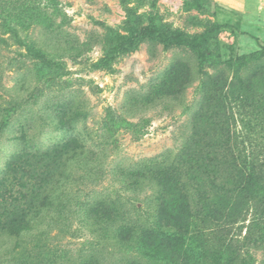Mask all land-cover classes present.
I'll return each instance as SVG.
<instances>
[{
    "label": "rangeland",
    "instance_id": "374dc122",
    "mask_svg": "<svg viewBox=\"0 0 264 264\" xmlns=\"http://www.w3.org/2000/svg\"><path fill=\"white\" fill-rule=\"evenodd\" d=\"M59 1L52 24L18 34L0 28V126L7 120L0 128V179L17 155L76 138L93 168L92 177L86 171L73 187L78 201H114L123 217H149L154 186L132 173L176 161L193 125L207 132L216 120L205 109L224 114L217 119L236 127L247 152L264 158V148L252 144L264 147L262 133L247 129V136L244 129L264 127V0ZM149 28L208 34L206 57L199 48L150 39L116 53L131 30ZM260 182L240 196V215L223 229L178 211L187 236L169 255L184 264H264L255 224V210L264 206ZM77 209L53 229L42 226L53 251L45 264L132 260L128 252L96 245ZM15 242L0 234V264H14Z\"/></svg>",
    "mask_w": 264,
    "mask_h": 264
},
{
    "label": "trees",
    "instance_id": "16d2710c",
    "mask_svg": "<svg viewBox=\"0 0 264 264\" xmlns=\"http://www.w3.org/2000/svg\"><path fill=\"white\" fill-rule=\"evenodd\" d=\"M59 5V0H0V28L5 33L18 34L39 24H52ZM145 39L166 46L199 48L205 58L209 36L160 32L157 28L131 30L116 53L133 50ZM209 110L205 109L203 114L216 119L208 127L214 137H208V131L200 125H193L190 139L182 144L176 161L132 173L154 186L150 201L155 208L149 217H123L116 211L114 201L93 204L78 201L73 187L86 177V171L92 173L87 178L92 177L93 168L82 150L84 144L76 138L51 149L23 152L14 157L0 179V234L16 241L14 249L18 253L10 256L14 264H45L46 256L53 252L45 244L47 228L60 225V219L74 205L79 206L73 211L77 219L94 229L96 245L128 252L132 260L125 264H184L167 251L176 243L182 244L187 236L184 222L175 218V214L185 209L192 219L223 229L240 215V196L251 187H261L260 181L264 180V158L254 156L252 150L247 152L245 140L238 139L236 127L217 119L224 118V114ZM246 126V131L261 132L264 136V127L251 123ZM252 141L261 152L264 147L258 140ZM259 190L264 205V190ZM255 214V224L260 225L259 241H264V206L257 208ZM45 222L47 228L42 230ZM79 264L96 262L89 257Z\"/></svg>",
    "mask_w": 264,
    "mask_h": 264
}]
</instances>
